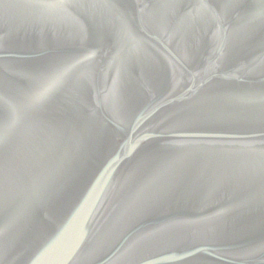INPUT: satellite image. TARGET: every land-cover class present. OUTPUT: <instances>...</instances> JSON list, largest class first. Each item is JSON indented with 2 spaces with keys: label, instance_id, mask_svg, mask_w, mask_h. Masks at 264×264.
Returning <instances> with one entry per match:
<instances>
[{
  "label": "water",
  "instance_id": "95a60500",
  "mask_svg": "<svg viewBox=\"0 0 264 264\" xmlns=\"http://www.w3.org/2000/svg\"><path fill=\"white\" fill-rule=\"evenodd\" d=\"M0 264H264V0H0Z\"/></svg>",
  "mask_w": 264,
  "mask_h": 264
},
{
  "label": "snow or ice",
  "instance_id": "6c2138e0",
  "mask_svg": "<svg viewBox=\"0 0 264 264\" xmlns=\"http://www.w3.org/2000/svg\"><path fill=\"white\" fill-rule=\"evenodd\" d=\"M51 91V89H45L39 96H37L35 99H36V102H42L46 96L49 94V92Z\"/></svg>",
  "mask_w": 264,
  "mask_h": 264
}]
</instances>
